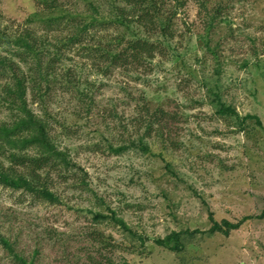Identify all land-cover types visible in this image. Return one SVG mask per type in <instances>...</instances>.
Instances as JSON below:
<instances>
[{"label": "rangeland", "instance_id": "rangeland-1", "mask_svg": "<svg viewBox=\"0 0 264 264\" xmlns=\"http://www.w3.org/2000/svg\"><path fill=\"white\" fill-rule=\"evenodd\" d=\"M154 2L164 29L149 33L126 0H0V57L26 72L30 37L50 82L42 102L30 83L26 99L72 163L37 171L55 203L0 185V264H264V0ZM91 20L103 24L70 39ZM134 38L152 55L110 65ZM11 82L0 69V124ZM151 114L150 151H110ZM10 151L0 140L5 167ZM210 214L245 220L225 236L208 232ZM171 232L178 251L156 242Z\"/></svg>", "mask_w": 264, "mask_h": 264}, {"label": "trees", "instance_id": "trees-1", "mask_svg": "<svg viewBox=\"0 0 264 264\" xmlns=\"http://www.w3.org/2000/svg\"><path fill=\"white\" fill-rule=\"evenodd\" d=\"M126 2L132 5L133 10L136 12V21L145 31L154 33L157 30L161 31L164 29V26L159 20L158 4L154 2V0H126ZM177 2L180 3L181 0H177ZM201 5L204 4L202 3ZM217 15L218 13L216 12L211 16L207 28H212ZM61 20V18H51L47 21V25L51 26L54 23L60 24ZM102 24L103 22L96 20H91L88 23H80L78 28L79 31L73 34L70 39L76 41L81 33L87 32L89 27L93 28ZM29 38L30 37L26 35L25 38H22L21 43V46L24 48V53L22 52L23 55H30L33 57V63L27 68L26 72L20 69V67L16 69L14 62L11 60L0 57V69H7L11 73L12 82L11 85H7L4 88L3 102L7 104L13 114V118L10 121L0 124V140L11 150L7 155L9 165L5 167L0 162V185L15 190L22 189L28 193L34 194L36 197L55 203L57 202L56 197L48 190L46 184L39 179L37 171L45 168H64L65 170H69L72 163L68 153L61 150L50 135V123L47 117L36 114L28 105L26 99L27 85L29 83L31 84L32 90L36 92L37 99L42 102L46 92L41 93V85L44 83V85L48 87L50 82L49 67L46 66L45 69L42 68L38 52L35 51L34 43H32ZM121 43H123V45L120 49L108 55L110 65L131 66L140 64L146 57L152 55L153 44L146 40L134 38L125 40V42ZM22 61V63L25 64V58H23ZM228 112L235 113L233 109L231 110L230 107L224 105H221L218 109L219 114ZM247 117L254 119L256 125L262 127L257 117ZM262 129L264 131V127H262ZM145 130L144 136L138 137L135 142L131 141L129 145L109 146L110 151L118 155L124 153L129 148L134 149L136 147L142 152L147 153L150 151V148L145 140L147 135L151 134L152 114L146 121ZM16 167H22L28 169V171L26 174L19 173L15 169ZM96 217L99 219L103 216L97 214ZM209 219L212 225L208 232L221 233L225 236H227L230 231L237 230L245 220L244 218V220L237 223H230L226 220L217 222L213 219L211 214L209 215ZM118 222L125 227L123 222ZM191 233H198V231L195 230ZM179 237L180 232H171L163 239L157 240L156 242L165 249L178 251L182 247ZM0 242L5 248L11 251L10 246L5 240L0 238ZM20 262L21 264H26L23 260Z\"/></svg>", "mask_w": 264, "mask_h": 264}]
</instances>
